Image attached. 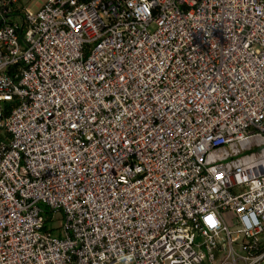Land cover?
<instances>
[{"label": "built area", "instance_id": "1", "mask_svg": "<svg viewBox=\"0 0 264 264\" xmlns=\"http://www.w3.org/2000/svg\"><path fill=\"white\" fill-rule=\"evenodd\" d=\"M0 264H264V0H0Z\"/></svg>", "mask_w": 264, "mask_h": 264}, {"label": "rangeland", "instance_id": "2", "mask_svg": "<svg viewBox=\"0 0 264 264\" xmlns=\"http://www.w3.org/2000/svg\"><path fill=\"white\" fill-rule=\"evenodd\" d=\"M30 1H32V0H26V4L27 5H29L30 4ZM36 1H40V0H36ZM56 220H57V222L55 223V225L56 226H59V224H60V220H62V216L60 215V214H58L57 216H56ZM230 229L231 230H236V226L234 225V224H231L230 225ZM56 236H60V234H55Z\"/></svg>", "mask_w": 264, "mask_h": 264}]
</instances>
